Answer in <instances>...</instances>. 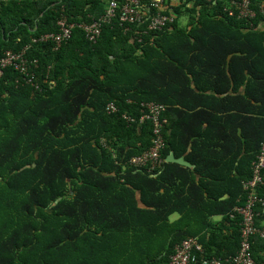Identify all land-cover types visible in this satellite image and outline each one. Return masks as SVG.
Masks as SVG:
<instances>
[{
  "label": "trees",
  "instance_id": "trees-1",
  "mask_svg": "<svg viewBox=\"0 0 264 264\" xmlns=\"http://www.w3.org/2000/svg\"><path fill=\"white\" fill-rule=\"evenodd\" d=\"M109 1L0 0V59L31 44L38 60L33 83L14 68L0 79V264H169L191 237L198 264H231L264 138V15L252 27L231 16L234 0H163L174 21L162 30L114 20L90 42L79 25ZM62 16L71 39L34 42ZM152 101L167 125L164 164L150 172L128 161L152 146V123H139ZM171 152L195 168L165 162ZM252 251L264 264V238Z\"/></svg>",
  "mask_w": 264,
  "mask_h": 264
},
{
  "label": "built area",
  "instance_id": "built-area-1",
  "mask_svg": "<svg viewBox=\"0 0 264 264\" xmlns=\"http://www.w3.org/2000/svg\"><path fill=\"white\" fill-rule=\"evenodd\" d=\"M211 2L213 0H206ZM233 9L230 11L231 16L247 20L252 27L254 21L258 18L259 12L264 15V4L255 8L253 0H234ZM155 9L157 12H153ZM163 0H152L150 5H145L141 0H110L106 12L100 18L91 23L81 24L79 27L86 34L87 40L96 42L103 30V26L111 24L114 20L121 24H146L147 30L151 32L160 31L174 21L173 16L165 15ZM59 31L42 35L34 42L54 43L56 47L67 42L72 37L74 24H70L65 16L58 22ZM31 44L19 52L8 51L0 59V79L4 71L14 68L26 77L28 83H33L34 73L32 68L38 67V60H30L27 57V51ZM142 110L139 117V123L146 121L152 123L153 140L149 150L140 155L133 156L129 159L128 164L132 167L141 169L148 167L150 172L157 170L164 164L162 152L166 148L164 130L167 125V119L163 117L166 106L159 102L142 103ZM108 113H115L118 107L115 103L110 102L106 106ZM124 117L135 122L137 117H131L125 114ZM166 162V160H165ZM252 177L244 182V190L247 193L246 203L242 207L235 209L236 215L240 216L241 221V246L237 256L231 261V264H255L252 251V242L255 236L264 238V229L261 230L256 226L255 218L257 216L256 206L263 201L260 199L258 190L264 186V138L253 163ZM232 218H235L232 215ZM196 252H203V247L195 237L188 238L179 244L176 253L171 257L169 264H198ZM201 264H209L203 262ZM210 264H221V260H213Z\"/></svg>",
  "mask_w": 264,
  "mask_h": 264
},
{
  "label": "water",
  "instance_id": "water-1",
  "mask_svg": "<svg viewBox=\"0 0 264 264\" xmlns=\"http://www.w3.org/2000/svg\"><path fill=\"white\" fill-rule=\"evenodd\" d=\"M166 162L167 163H176V164H179L181 166L189 167L191 169H194L195 168V166L192 163L186 161L184 159V157H182V158H176L173 152H171L169 154V156L166 158ZM60 201H58L57 204H55V206H57Z\"/></svg>",
  "mask_w": 264,
  "mask_h": 264
},
{
  "label": "rangeland",
  "instance_id": "rangeland-1",
  "mask_svg": "<svg viewBox=\"0 0 264 264\" xmlns=\"http://www.w3.org/2000/svg\"><path fill=\"white\" fill-rule=\"evenodd\" d=\"M187 23H188V19H187V18H182V19H181V24H182L183 26L187 25ZM178 216H179V215L172 216L173 220H176V219L178 218ZM217 219H219V218H217Z\"/></svg>",
  "mask_w": 264,
  "mask_h": 264
},
{
  "label": "crops",
  "instance_id": "crops-1",
  "mask_svg": "<svg viewBox=\"0 0 264 264\" xmlns=\"http://www.w3.org/2000/svg\"><path fill=\"white\" fill-rule=\"evenodd\" d=\"M177 0H170V2L172 3V4H175V3H177L176 2ZM177 220V219H176ZM220 220V218L219 219H217V218H214V221H219ZM196 238V237H195Z\"/></svg>",
  "mask_w": 264,
  "mask_h": 264
}]
</instances>
